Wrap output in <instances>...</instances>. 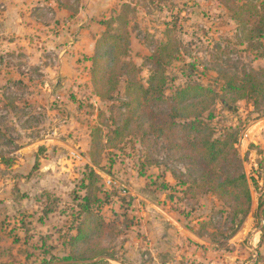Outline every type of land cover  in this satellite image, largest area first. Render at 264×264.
Segmentation results:
<instances>
[{"label": "rangeland", "instance_id": "1", "mask_svg": "<svg viewBox=\"0 0 264 264\" xmlns=\"http://www.w3.org/2000/svg\"><path fill=\"white\" fill-rule=\"evenodd\" d=\"M247 3L264 11V0H0V264L70 263L61 259L92 139L98 129L104 143L112 137L128 101V75L113 100L95 90L93 59L104 35L126 31L124 61L140 69L144 87L149 58L168 45L175 59L167 97L194 83L220 90L224 73L264 69V36L248 40L237 20ZM213 114L217 134L243 130L238 149L253 212L242 228L234 235L231 211L216 195L185 194L193 164L165 140L134 134L93 167L99 196L110 200L103 215L116 226L104 244L119 260L101 264H264L260 114L252 103L227 106L221 97ZM52 255L59 261L44 263Z\"/></svg>", "mask_w": 264, "mask_h": 264}, {"label": "trees", "instance_id": "2", "mask_svg": "<svg viewBox=\"0 0 264 264\" xmlns=\"http://www.w3.org/2000/svg\"><path fill=\"white\" fill-rule=\"evenodd\" d=\"M236 15L247 31L248 40L264 36V11L258 6L247 3L236 9ZM250 23L254 27L247 29ZM125 33L120 38L105 34L97 44L92 71L97 95L102 100H113L121 79L128 75V101L122 105L125 111L115 115L116 127L112 137L104 143L98 129L92 139V165L88 167L89 176L80 188L84 195L75 196L77 210L72 213L70 232L66 236L68 253L62 262H86L98 258L119 261L104 244L116 226L103 215V205L109 204L110 200L108 196H99V177L93 167L101 169L105 151L116 149L134 134H140L144 139L152 135L165 140L172 152L182 155V159L196 167L189 183L183 182L188 186L185 194L194 196L206 192L216 195L231 211L236 229L234 235L253 212L251 184L245 172V160L238 149L243 130L230 128L217 134L212 125L215 119L213 108L220 97L227 106L249 102L260 114L257 120L264 119V69L250 70L242 75L224 73V86L220 90L194 83L177 88L167 97V67L175 59V53L169 51L168 45H162L149 58L153 70L148 87H144L139 80L140 69L134 63L124 61L129 53V37L126 38ZM3 160L6 164L11 163ZM263 206L261 203L260 207ZM51 212L52 209L47 210L48 214ZM261 232L260 244L264 245V227ZM53 256L44 263L59 261ZM103 262L105 260L98 264Z\"/></svg>", "mask_w": 264, "mask_h": 264}, {"label": "water", "instance_id": "3", "mask_svg": "<svg viewBox=\"0 0 264 264\" xmlns=\"http://www.w3.org/2000/svg\"><path fill=\"white\" fill-rule=\"evenodd\" d=\"M264 212V207L262 208V213ZM261 231V230H260ZM103 258H99L95 261H86V262H70L69 264H94L100 260H102ZM105 259H108V258H105Z\"/></svg>", "mask_w": 264, "mask_h": 264}, {"label": "crops", "instance_id": "4", "mask_svg": "<svg viewBox=\"0 0 264 264\" xmlns=\"http://www.w3.org/2000/svg\"><path fill=\"white\" fill-rule=\"evenodd\" d=\"M257 126H260V127H264V120H261L260 122H258V125ZM180 225V224H179ZM111 261V260H110Z\"/></svg>", "mask_w": 264, "mask_h": 264}]
</instances>
